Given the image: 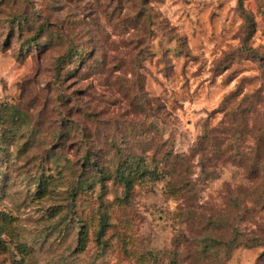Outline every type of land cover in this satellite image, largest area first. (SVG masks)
Returning a JSON list of instances; mask_svg holds the SVG:
<instances>
[{
	"label": "rangeland",
	"instance_id": "obj_1",
	"mask_svg": "<svg viewBox=\"0 0 264 264\" xmlns=\"http://www.w3.org/2000/svg\"><path fill=\"white\" fill-rule=\"evenodd\" d=\"M261 56L264 0H0V264H264Z\"/></svg>",
	"mask_w": 264,
	"mask_h": 264
},
{
	"label": "trees",
	"instance_id": "obj_2",
	"mask_svg": "<svg viewBox=\"0 0 264 264\" xmlns=\"http://www.w3.org/2000/svg\"><path fill=\"white\" fill-rule=\"evenodd\" d=\"M246 19L249 23H251L253 20L251 19V16L249 14H246ZM48 27H45V25L42 27L41 30H44V29H47ZM32 42L33 43H36L37 41L33 38L32 39ZM77 45H74V44H70V48L68 50V52H66L65 56L63 57L64 59H67V58H79L82 53L80 52L79 48L76 47ZM262 58H264L263 56H261ZM90 163H93V161H91ZM138 165V163H137ZM140 168V167H139ZM136 172H139V171H136ZM140 174L142 175H145V171L144 170H141L139 172ZM120 178L123 180V182L126 183V186H130L131 182H132V179H133V173H126V169L125 170H121L120 171V174H119Z\"/></svg>",
	"mask_w": 264,
	"mask_h": 264
}]
</instances>
